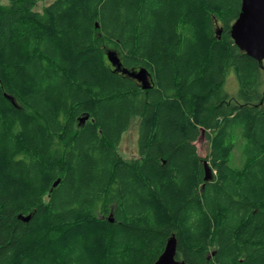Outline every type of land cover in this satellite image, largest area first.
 Listing matches in <instances>:
<instances>
[{
    "label": "trees",
    "instance_id": "obj_1",
    "mask_svg": "<svg viewBox=\"0 0 264 264\" xmlns=\"http://www.w3.org/2000/svg\"><path fill=\"white\" fill-rule=\"evenodd\" d=\"M39 1L0 0V264H154L171 237L179 264H264V60L231 37L242 0Z\"/></svg>",
    "mask_w": 264,
    "mask_h": 264
},
{
    "label": "water",
    "instance_id": "obj_2",
    "mask_svg": "<svg viewBox=\"0 0 264 264\" xmlns=\"http://www.w3.org/2000/svg\"><path fill=\"white\" fill-rule=\"evenodd\" d=\"M221 31V29L217 31L219 37L221 36ZM231 37L235 44L249 56L260 62L264 60V0H242L240 13L231 27ZM107 57L116 70L136 79L142 88L148 89L153 85L146 68L141 67L137 70H129L123 66L119 55L113 50L107 52ZM87 118H89L88 115L82 117L81 120L85 121ZM202 133L204 134V130ZM204 165L205 180H211L214 173L209 161L205 160ZM54 185L56 186L57 183ZM22 218L29 220L30 215ZM176 253L177 240L175 237H171L154 264H179Z\"/></svg>",
    "mask_w": 264,
    "mask_h": 264
},
{
    "label": "rangeland",
    "instance_id": "obj_3",
    "mask_svg": "<svg viewBox=\"0 0 264 264\" xmlns=\"http://www.w3.org/2000/svg\"><path fill=\"white\" fill-rule=\"evenodd\" d=\"M52 0H44L39 1L35 8L38 10H41L44 5L49 4ZM113 50L112 47L107 49V51ZM235 73L231 72L228 74L226 83H225V89L233 96L238 97L239 95V83L237 81ZM264 86V85H263ZM140 118L136 117L133 119L132 124L130 128L124 132L122 139L117 146L118 151L121 153V155L128 160H132L137 157L138 155V138H139V120ZM241 142V143H239ZM239 143V144H238ZM196 146L198 149L199 155L202 157H205L210 150V144L207 141L205 135L201 137L200 140L196 141ZM244 146V141L240 140L237 141L236 149L234 150V160H232L231 165L240 166L243 162V156H242V149ZM240 148V149H239ZM134 150V151H133ZM241 150V151H240ZM131 158V159H130ZM234 163V164H233Z\"/></svg>",
    "mask_w": 264,
    "mask_h": 264
},
{
    "label": "bare ground",
    "instance_id": "obj_4",
    "mask_svg": "<svg viewBox=\"0 0 264 264\" xmlns=\"http://www.w3.org/2000/svg\"><path fill=\"white\" fill-rule=\"evenodd\" d=\"M232 68V67H231ZM235 75V74H234ZM238 81V80H237ZM139 83V82H138ZM140 84V83H139ZM141 85V84H140ZM225 91V90H224ZM226 98H227V96H226ZM244 99V98H243ZM252 99V98H251ZM255 99V98H254ZM222 101V100H221ZM229 101V100H228ZM227 107V106H226ZM240 107V106H239ZM69 115V114H68ZM71 115V114H70ZM83 116V115H82ZM70 117V116H69ZM212 133V132H211ZM240 141V140H239ZM239 143H241V142H239ZM238 143V144H239ZM235 147H236V145H235ZM236 149V148H235ZM240 149V148H239ZM134 151V150H133ZM241 151V150H240ZM233 152V151H232ZM233 154V153H232ZM234 158V157H233ZM131 159V158H130ZM232 159V158H231ZM205 160V159H204ZM233 160V159H232ZM232 160H231V162H232ZM233 162H234V160H233ZM234 164V163H233ZM239 167V166H238ZM234 168V167H233ZM201 180V179H200ZM203 180V179H202ZM55 184V183H54ZM101 204V203H100ZM100 207V206H99ZM107 208V207H106ZM105 215V214H104ZM106 216V215H105ZM106 220V219H105Z\"/></svg>",
    "mask_w": 264,
    "mask_h": 264
},
{
    "label": "flooded vegetation",
    "instance_id": "obj_5",
    "mask_svg": "<svg viewBox=\"0 0 264 264\" xmlns=\"http://www.w3.org/2000/svg\"><path fill=\"white\" fill-rule=\"evenodd\" d=\"M139 84V83H138Z\"/></svg>",
    "mask_w": 264,
    "mask_h": 264
}]
</instances>
